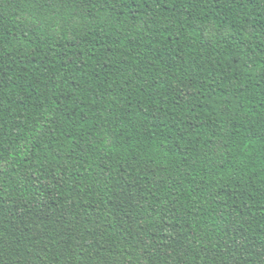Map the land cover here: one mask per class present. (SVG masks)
Returning <instances> with one entry per match:
<instances>
[{"label":"trees","instance_id":"1","mask_svg":"<svg viewBox=\"0 0 264 264\" xmlns=\"http://www.w3.org/2000/svg\"><path fill=\"white\" fill-rule=\"evenodd\" d=\"M0 264H264V0H0Z\"/></svg>","mask_w":264,"mask_h":264}]
</instances>
